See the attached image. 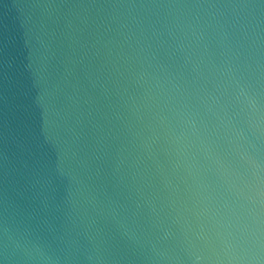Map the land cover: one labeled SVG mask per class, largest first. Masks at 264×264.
I'll list each match as a JSON object with an SVG mask.
<instances>
[{
  "label": "water",
  "instance_id": "1",
  "mask_svg": "<svg viewBox=\"0 0 264 264\" xmlns=\"http://www.w3.org/2000/svg\"><path fill=\"white\" fill-rule=\"evenodd\" d=\"M239 2L264 4L0 0V220L7 205L89 247L84 234L99 230L118 258L107 264H153L151 242L180 264H216L222 238L244 228L264 243V131L232 85L251 83L264 117V25L235 29L228 10L112 7Z\"/></svg>",
  "mask_w": 264,
  "mask_h": 264
},
{
  "label": "clouds",
  "instance_id": "2",
  "mask_svg": "<svg viewBox=\"0 0 264 264\" xmlns=\"http://www.w3.org/2000/svg\"><path fill=\"white\" fill-rule=\"evenodd\" d=\"M118 8H168V9H184L197 8L219 11L220 16H224L225 10L232 14V27L240 31L247 32L252 29L256 32L264 21L260 20L256 15V9L264 7V4L258 5L247 2L230 3V4H194V5H119L112 6ZM213 16L217 13L213 12ZM202 38V35H201ZM234 55H238L234 54ZM231 71V69H229ZM233 96L235 101L240 104L241 110L245 108L256 115V120H249L257 130L264 131L261 125L264 124V117L260 114L261 109L256 98L257 94L252 91L253 86L243 77H234L232 81ZM193 127L195 121L191 122ZM243 136V131L238 133ZM46 143V140H45ZM55 167L56 171H61L62 160L57 162L55 159L49 161ZM259 165H257V168ZM258 176V173H257ZM5 215L0 220V264H73V262L81 258L93 262V264H107L108 261H116L118 258L106 246V241L100 238V232L97 230L94 236H88L85 233V238L91 243V247L87 244H81L79 240H65L63 236L44 235L40 232L37 226L18 220L15 212H10L8 206L4 209ZM95 223V221H93ZM90 227V226H89ZM259 229L251 232L250 235L255 237L254 241L246 239L244 233L247 229H240V235H234L229 232L227 237L222 238L223 247L221 252L223 255L215 256L216 264H264V243H261ZM170 236L169 232H164L160 240H167ZM132 239H136L135 233L131 235ZM150 255L145 258L152 261L153 264H160L161 261H168L169 264H180L178 255H169L166 252L159 250L156 243L151 242ZM124 259V257H119ZM203 258L196 255L195 264H200ZM212 258L209 257V260Z\"/></svg>",
  "mask_w": 264,
  "mask_h": 264
}]
</instances>
